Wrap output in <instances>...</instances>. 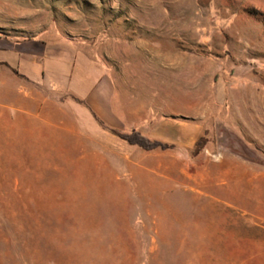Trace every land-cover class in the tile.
Listing matches in <instances>:
<instances>
[{
	"label": "rangeland",
	"instance_id": "rangeland-1",
	"mask_svg": "<svg viewBox=\"0 0 264 264\" xmlns=\"http://www.w3.org/2000/svg\"><path fill=\"white\" fill-rule=\"evenodd\" d=\"M44 31L159 61L194 142L73 134L0 91V264H264V0H0V33Z\"/></svg>",
	"mask_w": 264,
	"mask_h": 264
},
{
	"label": "crops",
	"instance_id": "crops-1",
	"mask_svg": "<svg viewBox=\"0 0 264 264\" xmlns=\"http://www.w3.org/2000/svg\"><path fill=\"white\" fill-rule=\"evenodd\" d=\"M159 72V61L140 65L111 55L101 59L84 42L49 31L23 37L0 33V91L7 93L6 107L73 134L137 131L187 151L194 142L193 126L175 118H192L191 95L188 106L184 97V110H165L162 124L160 91L154 87ZM162 126L169 131L162 134Z\"/></svg>",
	"mask_w": 264,
	"mask_h": 264
},
{
	"label": "trees",
	"instance_id": "trees-1",
	"mask_svg": "<svg viewBox=\"0 0 264 264\" xmlns=\"http://www.w3.org/2000/svg\"><path fill=\"white\" fill-rule=\"evenodd\" d=\"M121 138L131 145H139L145 148L150 147L145 141V139L141 136V134L137 131H134L131 134H121Z\"/></svg>",
	"mask_w": 264,
	"mask_h": 264
}]
</instances>
